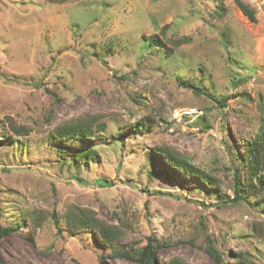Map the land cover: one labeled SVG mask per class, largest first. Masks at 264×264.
<instances>
[{
	"label": "rangeland",
	"instance_id": "1",
	"mask_svg": "<svg viewBox=\"0 0 264 264\" xmlns=\"http://www.w3.org/2000/svg\"><path fill=\"white\" fill-rule=\"evenodd\" d=\"M239 1L254 21L235 0H0V227L21 222L0 237V264H139L103 251L92 231L70 237V207L124 230L122 248L165 242L155 264H215L206 239L228 262L264 264V213L253 199L230 202L264 120V0ZM189 77L228 96L226 107L180 88ZM79 118L93 137L52 146L50 132ZM155 148L187 157L218 188L183 179ZM87 149V163L71 161Z\"/></svg>",
	"mask_w": 264,
	"mask_h": 264
},
{
	"label": "trees",
	"instance_id": "2",
	"mask_svg": "<svg viewBox=\"0 0 264 264\" xmlns=\"http://www.w3.org/2000/svg\"><path fill=\"white\" fill-rule=\"evenodd\" d=\"M237 8L250 20L254 21L252 12L239 0H235ZM219 8V7H218ZM219 10H221L219 8ZM143 40H149L150 44L155 46L161 45V41L157 36H150ZM188 41L187 37L176 39L172 45L179 47L182 43ZM164 47V46H163ZM172 50H167L166 55L170 56ZM177 84L183 90L189 91L193 96L200 97L211 101L219 109L226 107V101L229 99L228 96L223 98H215L208 93L202 86L198 84L195 78L178 79ZM88 118H79L70 121L60 123L56 126L49 134L48 141L52 146H56L61 142L67 140L82 141L93 137L92 123L87 121ZM150 118L141 119L135 126L134 131L137 133H144V130L148 127L147 123ZM98 131L105 129L104 124H99L95 128ZM19 135H22V131H17ZM54 151L55 148L52 147ZM155 151L160 153L161 159L167 163L178 175L183 177L185 180H195L198 184L208 188H218L217 180L192 164L188 161V158L168 148H155ZM61 153V151L59 152ZM93 149H87L85 151L74 154L72 162L76 163H87L90 159L95 156ZM62 164L66 166L67 162L64 159L61 160ZM69 165V164H68ZM244 167L242 170V177L239 176V167ZM222 196V195H220ZM253 199L254 202L258 203L262 213H264V120L258 128L256 136L248 141L242 152V160L237 162L233 170L232 176V198L231 203L239 201L248 202ZM66 229L70 237H74L80 230L92 231L102 245L103 251H110L111 255L118 258H123L139 264H155L153 257L156 249L167 245L165 242H160L154 236L148 237L146 243L142 247L129 246L122 248L119 246L122 237L124 236V230L119 229L116 226L108 225L105 222L99 220L94 212L81 209L76 207H70V210L65 215ZM53 223L57 231H59L58 220L53 216ZM21 222L16 221L14 227H0V237L10 234L18 230ZM39 223L35 226H31V231H34L39 227ZM118 243V245H114ZM204 252L214 261L215 264H251L248 258L238 254L236 257H232L231 260H225V257H229L230 253L222 255L221 252L217 251L213 242L209 239L205 240V246L203 247ZM162 264H185L178 259H169Z\"/></svg>",
	"mask_w": 264,
	"mask_h": 264
}]
</instances>
